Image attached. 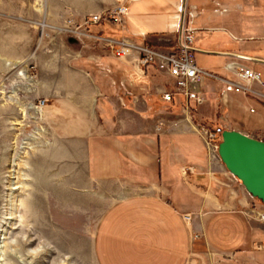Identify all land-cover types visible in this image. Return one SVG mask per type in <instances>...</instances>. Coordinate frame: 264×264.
Wrapping results in <instances>:
<instances>
[{
    "label": "crops",
    "instance_id": "crops-1",
    "mask_svg": "<svg viewBox=\"0 0 264 264\" xmlns=\"http://www.w3.org/2000/svg\"><path fill=\"white\" fill-rule=\"evenodd\" d=\"M185 1V26L197 29V64L229 80L238 77L228 64L249 66L263 83L238 92L205 78L193 84L203 103L178 94L168 102L171 75L144 64L135 49L117 57L119 45L106 42L173 51ZM119 4L128 5L120 25H85ZM43 9L44 23L25 30L32 41L44 33L27 98L46 99L35 117L43 118L40 134L48 138L40 142L36 127L30 134L27 179L40 180L62 209L100 212L98 263L264 264V221L257 219L264 204L204 138L220 124L264 139V0H45ZM21 39L14 27L12 68L20 63ZM20 105L33 117L32 103ZM188 167L195 172L185 174Z\"/></svg>",
    "mask_w": 264,
    "mask_h": 264
},
{
    "label": "rangeland",
    "instance_id": "rangeland-1",
    "mask_svg": "<svg viewBox=\"0 0 264 264\" xmlns=\"http://www.w3.org/2000/svg\"><path fill=\"white\" fill-rule=\"evenodd\" d=\"M44 1L0 0V213L1 220L3 216L12 217L5 219L0 264H99L93 239L100 212L93 206L84 213L62 209L60 203L47 194L40 180L27 179L30 178V134L36 127L40 142L48 138L40 134L45 130L43 118L35 117L39 107L44 114L47 102L40 104L45 98H27L29 82L33 84L38 73L35 56L38 46L44 43V33L38 41H32V36L25 31L44 23ZM18 26L22 39L17 49L21 57L17 68H12L7 64L8 61L13 63L7 46L12 48V30ZM20 68L28 72L29 80L19 78ZM25 70L21 69L20 74ZM15 78L20 81L13 84ZM11 95H15L17 102ZM20 102L32 103L30 113L33 117L24 116L30 107L21 106ZM219 125L216 128L225 129ZM218 129L214 130L218 133L217 146L221 140Z\"/></svg>",
    "mask_w": 264,
    "mask_h": 264
},
{
    "label": "built area",
    "instance_id": "built-area-1",
    "mask_svg": "<svg viewBox=\"0 0 264 264\" xmlns=\"http://www.w3.org/2000/svg\"><path fill=\"white\" fill-rule=\"evenodd\" d=\"M127 13L128 5L119 4L106 9L102 13L92 15L91 18L85 22V25L89 23H99L102 20L120 25ZM196 31L197 29L185 26L184 23L182 37L179 38L177 47L169 53L159 51L149 44L139 45L123 40L117 41L112 39H107L106 42L112 47H114L115 44L119 45V47L115 49V55L117 57H125L129 54L131 49H135L140 54L141 61L144 64L154 63L160 71L171 75L175 81V90H169L163 93V99L168 102L172 101L174 94H178L184 96L187 103L190 100H194L198 104L203 103V97L193 89V84L201 82L205 78L219 80L238 92H251L253 90L251 86L255 80L263 83L261 73L249 66L239 68L233 63L226 66L227 69L235 72L238 77L237 80H229L209 70L201 68L197 64L195 58ZM45 102L46 100L43 99L42 104L40 105H44ZM217 136L218 133L215 131H205L204 138L209 148H215V150H217L218 146L215 144ZM194 172V167H188V169L185 170V174H191ZM190 217V213L185 214L186 220H189ZM257 219L259 221H264V209L259 212Z\"/></svg>",
    "mask_w": 264,
    "mask_h": 264
},
{
    "label": "water",
    "instance_id": "water-1",
    "mask_svg": "<svg viewBox=\"0 0 264 264\" xmlns=\"http://www.w3.org/2000/svg\"><path fill=\"white\" fill-rule=\"evenodd\" d=\"M185 9L186 1L182 9L179 38L182 37L185 23ZM195 51L200 50L195 48ZM218 132L221 135V140L217 149L223 164L231 174L241 181L253 197L264 204V139L237 129L219 128ZM1 216L0 213V223Z\"/></svg>",
    "mask_w": 264,
    "mask_h": 264
},
{
    "label": "bare ground",
    "instance_id": "bare-ground-1",
    "mask_svg": "<svg viewBox=\"0 0 264 264\" xmlns=\"http://www.w3.org/2000/svg\"><path fill=\"white\" fill-rule=\"evenodd\" d=\"M22 75H24V74H22ZM42 109L43 108H39V109H37V112L40 114V113H42ZM217 151H218V149H217ZM18 186H16L15 188H17ZM12 217H4L3 216V220H1L2 221V225L0 226V241L2 240V239H4L3 238V236H4V232H5V228H4V223H5V219H7V220H9V219H11Z\"/></svg>",
    "mask_w": 264,
    "mask_h": 264
},
{
    "label": "trees",
    "instance_id": "trees-1",
    "mask_svg": "<svg viewBox=\"0 0 264 264\" xmlns=\"http://www.w3.org/2000/svg\"><path fill=\"white\" fill-rule=\"evenodd\" d=\"M148 64H150V63H148Z\"/></svg>",
    "mask_w": 264,
    "mask_h": 264
}]
</instances>
